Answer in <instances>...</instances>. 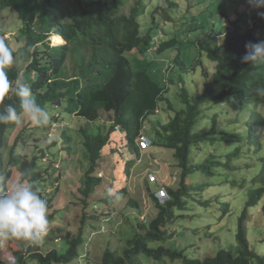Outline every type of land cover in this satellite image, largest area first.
Returning <instances> with one entry per match:
<instances>
[{"label": "trees", "instance_id": "trees-1", "mask_svg": "<svg viewBox=\"0 0 264 264\" xmlns=\"http://www.w3.org/2000/svg\"><path fill=\"white\" fill-rule=\"evenodd\" d=\"M62 1L0 0V11L9 9L22 22L21 35L17 33L15 37L22 39L24 44L13 50L15 60L7 69L8 78L13 88L18 81L26 83L37 102L50 115L48 125H35L33 128L50 130L57 122L55 113L72 115L87 122L79 129L89 163L80 188L85 198L92 196L98 186L100 178L94 174L102 150L110 143L114 132L120 131L124 135L126 148L136 161L141 157L138 141L145 129L152 146L172 151L181 170L178 189L163 187L169 198L167 201L160 203L155 192L151 193L159 211L156 218L147 225L137 223L122 255L107 249L102 264H140L141 256L153 258L159 263L168 260L171 264H264V254L261 253L264 236L256 240L258 243L254 246L250 245L248 236L250 228L261 224L263 226L256 229L264 235V138L260 136L261 130H264V116L257 112V108L264 107V95L257 92V89H264V65L245 63L241 59L249 41L264 40L261 36L264 16L257 13L254 21L246 26L234 24L232 28H225L228 30L222 40L220 35L217 36L219 32L214 33V42L196 41L200 53L215 64L214 73L202 69L206 84L195 98L184 86L179 89L176 92L178 96L175 95L183 109H176L167 97L170 94L169 80L159 82L156 72L153 71V76L148 70H134L131 65L130 56L136 49L140 48L142 54L154 57L174 49L176 43L171 39L162 43L156 40L152 44L149 34H143L140 23L145 14L143 0H75L69 20L65 16L58 20L57 12L49 16L48 6L57 9ZM127 5L131 7L126 13ZM260 8L261 13L264 12V7ZM50 34L58 36L55 37L57 42L62 41L60 36L64 43L50 46L46 41ZM151 44L155 47L152 48ZM82 49H90L88 61L82 55ZM70 53L78 58L73 68L66 67ZM180 60L179 57L175 59L174 66L185 67ZM0 103H11L19 111L18 98L12 91ZM225 106L229 109L225 110ZM234 109L238 116L234 122L216 127L218 118H229ZM161 111L168 115L166 123L150 120ZM244 114L248 115L242 121ZM21 116L23 113H20ZM234 125L238 128L233 129ZM17 126L18 123L0 124V176L6 177V181L0 180V189L7 190V182L16 168L20 180L31 183L35 188L42 184L47 187L50 174L47 169L39 167L42 155L28 159L13 156L11 150L8 169L3 172L2 150ZM23 138L24 134H19L13 147L21 141L25 142ZM58 141L61 149L70 155L73 141L67 129L62 130ZM55 143L48 147H55ZM224 145L228 147L224 148ZM210 148L219 151L215 153ZM199 174L207 177L210 183L201 181L198 185H187V179ZM59 180L56 177L54 182ZM222 182L230 185L231 192L238 191L226 203L212 197L215 189L220 188L219 184L214 188V183ZM197 192H200L201 199L206 198L209 212L216 208L217 214L210 213L214 217L219 219L228 215L233 218L238 213L234 223L236 230L233 234L228 231L223 241L215 243L210 241L212 237L204 235L199 245L189 242L183 233L182 238L189 244L179 247L176 245L177 231L171 230L170 225H175L176 220L192 207L191 201ZM40 195L51 207L47 192L40 191ZM109 202L106 200L107 204ZM251 210L259 212L252 215ZM181 211L183 216L176 214ZM252 218H255L254 225L250 224ZM83 233L81 228L77 236H65L63 242L67 249L64 253L57 250L43 253L41 244L31 243L26 253L13 248V262L69 264L79 257L78 248L85 246ZM218 235L215 234V237L218 238ZM207 240L209 244L205 245ZM9 244L8 240H0V253Z\"/></svg>", "mask_w": 264, "mask_h": 264}, {"label": "rangeland", "instance_id": "rangeland-1", "mask_svg": "<svg viewBox=\"0 0 264 264\" xmlns=\"http://www.w3.org/2000/svg\"><path fill=\"white\" fill-rule=\"evenodd\" d=\"M130 1L134 2L135 0ZM132 2H130L131 5ZM174 3L176 8H174ZM74 4L75 0H64L57 9L56 7L51 9V6H48L49 16H53L57 12L58 20L62 16L69 20L68 17ZM131 5L125 7L126 13ZM170 5L173 6L169 8ZM143 6L145 14L140 18L143 34H149L152 38V44L155 43L153 42L155 40L162 43L174 39L176 41L175 48L167 50L163 55L157 54L154 57L148 53L142 54L140 48L136 49L130 56L131 65L134 70L146 69L152 75L156 72L159 82L169 80L171 83L168 87L170 94L167 97L176 109H183V105L177 98L176 92L179 89L184 86L189 94L195 98L203 91L206 84L202 69L214 73L215 64L207 60L204 53H200L196 41L214 42V33L219 32L221 33L217 36L220 35V40H222L224 33L228 30L225 28H232L234 24L246 26L254 21L257 13H261V8L251 6L249 0H143ZM43 11H45L44 7ZM59 11L60 14H58ZM41 16H43V12ZM21 27L22 22L14 12L9 9L0 11V38H3L12 50H18L24 44L22 39L18 40L15 37L17 33L21 35ZM261 36L264 38V29ZM55 37L58 36L50 34L47 38L46 41L50 43V46H58L64 43L60 36L62 41L59 42L56 41ZM142 46L141 44L140 47ZM154 47L153 45L152 48ZM82 55L88 61L91 55L90 49H82ZM178 57L185 67L179 64L174 66V60ZM77 60V56L70 53L66 67L73 68ZM224 109L228 110L229 106H225ZM257 112L264 116V107L257 108ZM170 115L172 116L173 113ZM247 115L241 116L242 121ZM54 116L57 118V122H54L52 128L46 131L34 129L35 125L24 115L21 116L17 129L8 138L7 145L2 150L3 172L8 169L11 150H13V156L28 159L38 154L42 155L39 160V167L49 171L50 180L47 187L42 184L39 185V189L41 192H47L46 197L51 199L52 206H48L50 228L47 238L45 237L41 244V252L57 250L59 253H64L67 249L66 243L63 242L65 236H77L82 228L85 246L78 248L79 257L69 264H102L107 249L122 255L127 247V242L134 235V227L137 223L147 225L156 218L159 211L151 199V193L166 186L178 189L181 170L177 167L173 152L158 146L143 148L139 160L134 161V157L126 148L124 135L119 133L120 131L114 132L111 135L110 143L102 150V157L94 174L100 178L98 186L92 196L85 198L80 188L83 186L89 163L85 158L82 147L83 138L79 129L85 126L87 122L72 115L55 113ZM236 117H238L237 111L234 109L230 112L229 118L219 117L216 121V127L226 126L229 121L234 122ZM106 119L107 116L104 117V120ZM150 120H161L166 123L168 115L161 111L158 115L151 117ZM236 128L238 126L234 125L233 129ZM63 129L68 130L73 141L70 155L61 149L62 145L58 141ZM19 134H24L23 140L26 141L17 143L14 148L15 140ZM144 135L146 136V134ZM260 136L264 138V130H261ZM55 141V147H48ZM227 147L228 145L226 147L224 145V148ZM139 148L141 149V147ZM211 149L214 148L209 150ZM214 151L218 153L219 150L214 149ZM129 161L133 162L128 165L127 162ZM56 177L60 178L58 182H54ZM17 181L21 180L16 168L13 169V176L7 182V189ZM201 181L210 183L207 177L199 174L194 178L187 179V185H198ZM218 184L220 188L214 191ZM213 186L212 197L219 198L225 203L229 202L231 196L233 197L238 193L234 190L231 192L230 185L224 182L214 183ZM2 192L4 191L0 189V193ZM205 194L208 193L205 192ZM193 198L192 207L185 211L184 216L182 211L176 212L183 217L178 218L175 225H170L171 230L177 231V246L189 244L182 238L183 233L189 242L199 245L201 237L204 235L212 237L213 240L209 239L215 243L219 240L223 241L228 231L232 234L235 232L236 225L234 223L238 219V213H235L233 218L227 215L225 218L223 216L218 219L217 216L214 217L210 214L211 212L217 214L216 208L209 212L206 198L201 199L200 192L194 193ZM106 200L110 201L109 204L106 203ZM257 212L259 210L250 211L252 215ZM254 220L255 218H252L251 225H254ZM257 226L256 228H260L263 224ZM256 228L248 230L251 246L256 245L258 243L256 240H260L264 236L259 234ZM214 233L219 234V239L215 237ZM57 236H61L62 240L56 239ZM8 241L9 246L0 253V264H14L12 259L13 248L25 253L28 252L29 242L16 239ZM208 241L203 243L208 245ZM261 253L264 254V247H262ZM140 260V264H171L168 260L159 263L146 256H141Z\"/></svg>", "mask_w": 264, "mask_h": 264}, {"label": "clouds", "instance_id": "clouds-1", "mask_svg": "<svg viewBox=\"0 0 264 264\" xmlns=\"http://www.w3.org/2000/svg\"><path fill=\"white\" fill-rule=\"evenodd\" d=\"M249 4L257 8L264 7V0H249ZM259 14L264 16V12ZM245 47L247 51L241 58L242 62L264 65V40L249 41ZM14 60L13 50L3 39H0V100L12 91L19 102V111L11 103H0V124L19 123L20 113H23L34 125H48L49 112L40 106L31 88L23 81H18L13 88L7 69L14 64ZM257 92L259 95H264V89H257ZM144 134H146L145 129L140 133V138L145 136ZM145 137L148 138L147 135ZM148 140L151 142L149 138ZM138 147H141L140 139ZM142 149L141 147L140 150ZM0 180L6 181V177L0 176ZM158 191L155 192L156 198ZM49 228L48 203L40 195L39 188L21 180L0 193V240L16 239L31 244H42Z\"/></svg>", "mask_w": 264, "mask_h": 264}, {"label": "built area", "instance_id": "built-area-1", "mask_svg": "<svg viewBox=\"0 0 264 264\" xmlns=\"http://www.w3.org/2000/svg\"><path fill=\"white\" fill-rule=\"evenodd\" d=\"M140 145H141L142 148H148V147H150L151 142L148 140L147 137L142 136L140 138ZM152 180H154L153 177H152ZM157 198H158L160 203H163V202H165L168 199V195H167V193H166L164 188L160 189L157 192Z\"/></svg>", "mask_w": 264, "mask_h": 264}]
</instances>
